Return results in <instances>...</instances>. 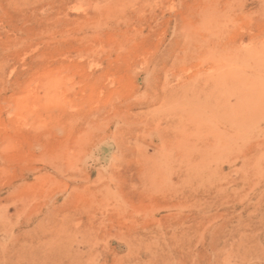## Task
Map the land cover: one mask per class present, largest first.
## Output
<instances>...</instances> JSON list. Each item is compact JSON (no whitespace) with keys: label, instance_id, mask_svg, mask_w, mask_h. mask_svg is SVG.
Wrapping results in <instances>:
<instances>
[{"label":"rangeland","instance_id":"1","mask_svg":"<svg viewBox=\"0 0 264 264\" xmlns=\"http://www.w3.org/2000/svg\"><path fill=\"white\" fill-rule=\"evenodd\" d=\"M0 264H264V0H0Z\"/></svg>","mask_w":264,"mask_h":264}]
</instances>
